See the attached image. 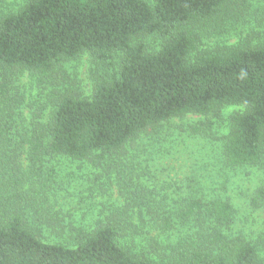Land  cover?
I'll use <instances>...</instances> for the list:
<instances>
[{
  "label": "trees",
  "instance_id": "obj_1",
  "mask_svg": "<svg viewBox=\"0 0 264 264\" xmlns=\"http://www.w3.org/2000/svg\"><path fill=\"white\" fill-rule=\"evenodd\" d=\"M239 0H28L0 15V264H264V242L229 234L236 209L224 199L185 203L180 218L205 212L197 239L170 247L166 262L130 252L136 226L110 218L91 230L75 228L70 242L37 236L15 212L4 186L18 185L19 158L41 154L97 166L142 134L187 115L216 114L237 106L220 146L225 166L264 163V41L243 47L200 48L197 30L234 17ZM156 36L148 52L137 38ZM83 53L119 64L97 81L90 95H57L48 122L26 121L16 86L26 71L44 74ZM261 200V203H258ZM252 204L264 205V189ZM51 216L40 221L53 222ZM59 224L58 218L54 219ZM170 220H163V228ZM204 221V220H203ZM154 222V221H153ZM155 223V222H154ZM205 234V232H207ZM125 241V242H124Z\"/></svg>",
  "mask_w": 264,
  "mask_h": 264
},
{
  "label": "rangeland",
  "instance_id": "obj_2",
  "mask_svg": "<svg viewBox=\"0 0 264 264\" xmlns=\"http://www.w3.org/2000/svg\"><path fill=\"white\" fill-rule=\"evenodd\" d=\"M27 1L0 0V15L19 10ZM239 2L233 18L209 30H197L200 48L243 47L264 41V0ZM133 43L144 44L151 53L159 47L160 39L141 37ZM119 59L115 55L101 65L83 53L44 74L22 72L16 86L23 98V117L28 122H48L57 95H90L94 84L117 68ZM239 110L227 106L216 114L170 120L97 166L46 154L31 163L23 152L19 184L4 186L3 194L30 229L51 243L70 242L75 228L91 230L110 218L121 217L136 226L137 235L132 236L136 244L127 242L130 252L166 262L170 247L197 239L200 222L202 233L206 227L205 212L202 220L198 215L189 220L180 218L185 203L224 199L236 209L229 234H242L261 244L264 205L254 207L252 201L258 189H264V163L259 168L231 169L220 155L229 116ZM46 215L53 222L40 221V216ZM164 219L170 220V225L162 229Z\"/></svg>",
  "mask_w": 264,
  "mask_h": 264
}]
</instances>
